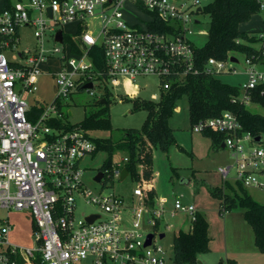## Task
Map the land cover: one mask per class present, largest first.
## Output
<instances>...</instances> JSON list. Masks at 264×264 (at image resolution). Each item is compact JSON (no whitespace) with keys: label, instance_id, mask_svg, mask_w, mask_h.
Returning <instances> with one entry per match:
<instances>
[{"label":"built area","instance_id":"built-area-1","mask_svg":"<svg viewBox=\"0 0 264 264\" xmlns=\"http://www.w3.org/2000/svg\"><path fill=\"white\" fill-rule=\"evenodd\" d=\"M260 1L264 9V0ZM128 3L149 14L145 27L125 16ZM203 6L202 0H0V208L29 211L35 226L34 247L19 246L10 239L11 222L0 221V264H17L19 258L33 264L37 253L43 264L89 260L167 264L159 243L165 237L160 225L166 214L183 212L192 223L198 210L180 197L173 209H167L163 200L150 203L151 186H144V180L137 182L130 202L124 195L105 193L107 175L100 169L101 189L93 192L82 166L95 150L91 134L81 126L65 129L56 123L72 112L67 110V99L74 93L85 90L94 96L98 86V101L113 95L110 86L124 85L127 96L136 98L138 87L132 81L138 76L158 75L162 86L170 89L196 72L190 25L198 22L195 14ZM157 20L165 23V30L150 27ZM71 24L74 32H66L65 26ZM27 29L34 30L37 46L18 50ZM47 37L53 43L50 53L43 48ZM52 59L57 70L51 65L41 67ZM245 61L247 80L237 100L250 105L253 92L264 83V71L250 59ZM231 62L211 57L206 71H235ZM44 73L55 79L56 96L49 104L30 103L25 95L38 90ZM88 83L92 87H86ZM207 129L224 133L222 144L233 157L231 164L218 167L224 180L264 191V133L253 136L245 131L237 114L229 110L193 125L195 131ZM128 161V155L114 161L113 169L106 171L109 177L121 180ZM78 198L96 204L100 211L77 220ZM226 212L224 208L222 213ZM93 215L90 222L88 217ZM165 227L170 230L172 225ZM149 234L153 237L146 244Z\"/></svg>","mask_w":264,"mask_h":264},{"label":"rangeland","instance_id":"rangeland-1","mask_svg":"<svg viewBox=\"0 0 264 264\" xmlns=\"http://www.w3.org/2000/svg\"><path fill=\"white\" fill-rule=\"evenodd\" d=\"M211 0H202V5ZM125 16L130 22L138 20L141 27H145L149 14L140 10L134 4L126 5ZM195 20L190 25L192 33L190 39L195 47H201L208 39L210 27V15L205 12L195 14ZM241 28L250 30L257 36H263L264 42V10L254 13L249 19L241 23ZM66 32H74V25L65 26ZM37 40L33 29H27L21 36L18 43V50L35 49ZM44 49L50 53L53 43L50 37L45 39ZM262 42H257L256 47H260ZM238 62L230 64L235 71H224L220 73L221 78L229 83L242 86L246 80L245 75L246 61L242 54L238 55ZM51 65L54 70L58 69L57 61L49 60L41 65L47 68ZM257 67L264 71V63H258ZM55 79L47 73L39 76L37 86L38 90L33 94L25 95V98L33 103L40 101L49 104L53 101L56 94L54 91ZM133 86H137L136 98L139 100H151L158 103L169 89L161 84V78L158 75L138 76L132 81ZM126 87H109L113 92L109 96L110 119L113 125L112 131H93V136L112 135L118 138L125 128H141L147 117V110L134 105L133 97H128ZM96 95H91L87 91L74 93L67 99V110L71 109L72 114L68 115V121L71 124L81 122L87 115L94 110L99 109L97 96L100 95V88L96 87ZM135 90V89H134ZM119 93L120 95H116ZM256 112L264 113V107L259 105H249ZM68 114V113H67ZM170 125L174 128L176 143L167 151L161 147H153L152 170L153 176L149 182L144 181L143 185L154 186V199L157 202L162 200L167 209H173L176 197H180L184 204L194 206L203 213L209 223L210 250L199 255V259L204 264H229V257H236L239 264H264V253L260 252L255 244L254 232L252 227L243 217L241 209L233 210L228 215H223L217 198L211 192L210 187H219L224 183L222 174L218 171L220 165L231 164L233 157L225 148L211 146V140L203 135L202 131L193 130L190 121L189 100L183 96L178 107L170 117ZM123 155L124 150H117L113 156V162L118 161ZM109 158L105 151H99L96 154L87 155L82 166L84 170V179L89 189L98 193L101 184L94 180L99 168L104 165ZM141 167L139 166V170ZM107 186L105 193H116L124 195L128 202L131 201V195L136 180L129 174L124 180L117 177L110 178L106 176ZM234 183L233 181H230ZM247 191L258 201L264 203V191L255 187H246ZM100 207L94 203H89L84 198H78L77 207L74 215L77 220L83 218L85 214L99 212ZM7 219L12 224L10 239L19 246L34 247L35 226L29 211L6 210L0 208V221ZM172 225L170 230L166 229V224ZM190 218L187 214L177 211L173 216L167 213L160 229L165 232V237L159 240L167 256V264H175L173 261V239L174 235L180 230H188ZM147 228H152L147 225ZM223 261V262H222ZM83 264H93L90 260Z\"/></svg>","mask_w":264,"mask_h":264},{"label":"trees","instance_id":"trees-1","mask_svg":"<svg viewBox=\"0 0 264 264\" xmlns=\"http://www.w3.org/2000/svg\"><path fill=\"white\" fill-rule=\"evenodd\" d=\"M261 10L264 9L261 8L260 0H211L205 4L201 12L208 13L211 20L207 41L201 47L194 46L197 71L175 82L158 103L133 98L135 106L144 108L148 112L141 128H125L118 138L112 135L93 136L91 134L97 130L110 132L113 129L110 119L109 93L106 96V102L98 103L99 109L91 112L81 122L71 124L66 115L56 124L65 129L81 126L91 134L95 144L93 155L99 151L109 154V158L99 168L105 172V175H108L107 170L113 169L115 151L124 150L125 155L129 156L125 167L136 182L141 180L149 182L152 179L153 147L159 146L167 151L176 143L175 130L170 125V117L183 96H187L189 100L192 125L206 118L220 116L229 110L237 114L245 131L253 136L264 133V113L253 111L249 105L237 100L241 93V86L224 81L220 73L213 74L206 71L208 59L211 57L229 61L231 56L238 57L242 54L245 59H250L255 64L264 62V42L261 39L263 37L241 28L243 21ZM150 27L155 30L166 28L165 23L159 20L151 23ZM257 42H262L260 47L255 46ZM262 87L264 83L253 92L252 105L264 107ZM202 133L211 140L212 147H222L224 133L215 129H207ZM210 192L219 201L221 212L224 208L228 211L237 209L243 211L244 219L254 232L255 244L259 251L264 253V203L256 200L239 182L232 183L224 180L222 186H211ZM148 194L150 203H153L154 186L148 189ZM208 228L206 216L198 211L197 219L191 223L190 228L186 231L180 230L174 235L173 261L175 264H198L199 255L210 250ZM17 264L28 263L23 258H19ZM33 264H43L39 253L33 259Z\"/></svg>","mask_w":264,"mask_h":264},{"label":"water","instance_id":"water-1","mask_svg":"<svg viewBox=\"0 0 264 264\" xmlns=\"http://www.w3.org/2000/svg\"><path fill=\"white\" fill-rule=\"evenodd\" d=\"M198 10H199V11H202V7H199ZM57 39L60 40V41H62V33H61V32H58V34H57ZM230 60H231L232 62H238V61H239L238 57H236V56H231V57H230ZM86 87H89V88L92 87V83H88V84L86 85ZM105 102H106V99H105V98H101L100 100L97 101V103H105ZM71 114H72V112L69 111V115H71ZM256 140H259V137H256ZM222 147L224 148V144H222ZM128 173H129V171H128V169L125 167V168L122 170V172H121V176H120L121 180H124V179L127 177ZM102 177H103V172H102V171H98V173L95 175L94 179H95L96 181H100V180L102 179ZM95 217H96V215L90 216V217H88V220H89L90 222H92V221L94 220ZM163 235H164V234H161V237H162ZM152 237H153V234H149L146 244L150 243ZM198 264H204V263H203L201 260H198Z\"/></svg>","mask_w":264,"mask_h":264},{"label":"crops","instance_id":"crops-1","mask_svg":"<svg viewBox=\"0 0 264 264\" xmlns=\"http://www.w3.org/2000/svg\"><path fill=\"white\" fill-rule=\"evenodd\" d=\"M262 36V35H261ZM263 37V36H262ZM264 63V62H263ZM223 148V147H222ZM218 203H219V201H218ZM220 206V205H219ZM199 211V210H198ZM231 213V211H228V212H226V213H222L223 215H228V214H230ZM244 217V216H243ZM190 225H191V223H189V227H188V229L190 228ZM229 261H233L234 263H238L239 264V262H238V260L236 259V257H229ZM223 262V261H222Z\"/></svg>","mask_w":264,"mask_h":264}]
</instances>
